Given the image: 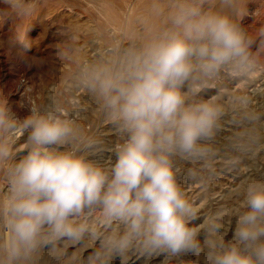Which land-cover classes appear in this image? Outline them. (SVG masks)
<instances>
[{"label":"clouds","instance_id":"clouds-1","mask_svg":"<svg viewBox=\"0 0 264 264\" xmlns=\"http://www.w3.org/2000/svg\"><path fill=\"white\" fill-rule=\"evenodd\" d=\"M2 3L0 21L38 10L37 0ZM255 15L248 0H147L118 43L75 62L74 94L98 111L91 131L75 100L28 102L21 118L0 94V264H173L188 254L187 264H264V180L233 189L227 227L222 212L194 223L201 205L185 186L206 192L214 178L221 96L264 75V27L243 23ZM232 99L247 152L262 138L260 115L247 94Z\"/></svg>","mask_w":264,"mask_h":264},{"label":"rangeland","instance_id":"rangeland-1","mask_svg":"<svg viewBox=\"0 0 264 264\" xmlns=\"http://www.w3.org/2000/svg\"><path fill=\"white\" fill-rule=\"evenodd\" d=\"M146 3L147 0H37V13L29 21L15 16L4 18L0 21V94L7 96L13 111L21 118L28 115V102L46 104L54 97L75 100L81 108L78 123L86 131L94 130L99 120L95 101L83 92L74 94L72 87L75 62L94 58L109 42L118 43L125 20L130 21ZM6 7L0 0V10ZM248 7L256 15L246 17L243 23L254 32L264 27V0H248ZM24 40L29 43L27 49L22 46ZM261 57L264 58V53ZM216 94L213 89L204 98ZM235 94H247L251 108L260 115L262 138L247 152L237 146L248 123L234 106ZM218 102L223 114L211 141L215 151L214 178L206 192L185 186L188 195L201 205V219L194 223H202L204 216L222 212L227 227L229 210L238 206L231 195L233 189L245 179L264 180V75L250 86L235 89L229 86ZM101 131L108 135L107 129ZM108 139L114 141L115 137ZM180 168L186 174L183 164ZM200 239L203 242V236ZM163 259L157 257L151 264H161ZM195 259L191 254L182 255L173 264L180 261L187 264Z\"/></svg>","mask_w":264,"mask_h":264}]
</instances>
